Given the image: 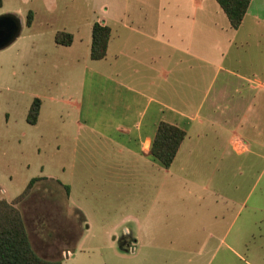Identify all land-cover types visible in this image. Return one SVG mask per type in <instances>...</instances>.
I'll return each mask as SVG.
<instances>
[{
  "label": "rangeland",
  "instance_id": "1",
  "mask_svg": "<svg viewBox=\"0 0 264 264\" xmlns=\"http://www.w3.org/2000/svg\"><path fill=\"white\" fill-rule=\"evenodd\" d=\"M135 3L142 0H3L0 16L15 15L23 26L0 50V201L20 210L35 252L62 264H264V91L262 133H249V150L227 148L224 133L194 142V152L174 166L180 188L167 182L159 213L129 218L94 209L93 176L80 185L84 150L64 102L79 98L77 88L90 71L93 24ZM61 31L73 35V47L55 43ZM36 98L44 102L43 117L30 125ZM46 175L62 185L41 180L20 197L33 178ZM68 203L85 207V218L68 212Z\"/></svg>",
  "mask_w": 264,
  "mask_h": 264
},
{
  "label": "crops",
  "instance_id": "2",
  "mask_svg": "<svg viewBox=\"0 0 264 264\" xmlns=\"http://www.w3.org/2000/svg\"><path fill=\"white\" fill-rule=\"evenodd\" d=\"M165 1L142 0L120 16L97 21L111 29L107 56L92 60L91 42L90 71L77 88L79 98L64 102L73 111L78 149L84 150L80 185L91 174L94 209L121 217L159 213L167 182L175 190L178 181L180 188L174 166L183 153L194 152V142L224 133L226 147L242 154L249 150V133H262L264 0H251L237 30L217 1ZM40 100L36 125L43 117ZM161 122L186 133L169 169L151 156ZM38 179L56 181L48 175ZM79 208L67 205L83 217L87 209Z\"/></svg>",
  "mask_w": 264,
  "mask_h": 264
},
{
  "label": "trees",
  "instance_id": "3",
  "mask_svg": "<svg viewBox=\"0 0 264 264\" xmlns=\"http://www.w3.org/2000/svg\"><path fill=\"white\" fill-rule=\"evenodd\" d=\"M227 15L231 28L237 30L242 25L245 15L250 7L251 0H216ZM3 0H0V8ZM34 14L28 13L26 25L33 23ZM111 29L99 22L92 26V45L90 57L92 60H102L107 56ZM74 37L67 32H58L55 43L69 47L73 44ZM41 110V100L36 98L29 110L27 122L36 125ZM186 133L180 128L161 122L151 147V156L164 168L169 169L175 161L179 148L185 140ZM34 178L28 184V190L38 181ZM69 193V187H66ZM0 264H62L59 261L47 260L39 256L30 241L24 218L13 204L0 201Z\"/></svg>",
  "mask_w": 264,
  "mask_h": 264
},
{
  "label": "water",
  "instance_id": "4",
  "mask_svg": "<svg viewBox=\"0 0 264 264\" xmlns=\"http://www.w3.org/2000/svg\"><path fill=\"white\" fill-rule=\"evenodd\" d=\"M22 21L15 15L0 16V50L9 47L20 35Z\"/></svg>",
  "mask_w": 264,
  "mask_h": 264
}]
</instances>
